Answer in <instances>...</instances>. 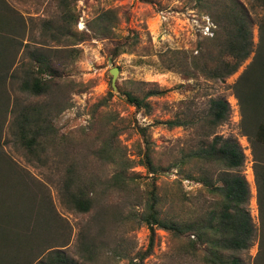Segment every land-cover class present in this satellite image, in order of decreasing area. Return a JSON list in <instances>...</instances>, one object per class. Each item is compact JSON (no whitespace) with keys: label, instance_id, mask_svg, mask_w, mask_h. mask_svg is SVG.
I'll return each instance as SVG.
<instances>
[{"label":"rangeland","instance_id":"374dc122","mask_svg":"<svg viewBox=\"0 0 264 264\" xmlns=\"http://www.w3.org/2000/svg\"><path fill=\"white\" fill-rule=\"evenodd\" d=\"M6 1L24 18L34 46L48 41L52 47H65L42 35L45 22L60 20L63 14L59 0ZM73 1L78 16L73 30L89 35L70 46L78 50L77 58H67L66 66L60 68L51 106L57 133L42 157L46 165L28 159L14 141L11 122L5 130L7 152L28 172L35 192L51 203L54 215L47 236L56 245L45 247L47 242H43L37 252L41 255L32 264H40L55 249L78 264H203V254L192 255L186 238H176L159 226H155L151 250L152 232L143 216L154 203L161 219L194 221V215L204 212L216 198L205 183L211 178L218 182L219 167L188 156L205 129L200 130L201 123L177 127L166 123L177 118L198 122L213 99L226 100L231 110L211 138L220 135L238 141L245 156L241 172L250 189L247 207L255 233L250 247L235 254L243 264H260L264 227L254 170L256 157L264 158V147L255 152L244 134L233 86L260 43L264 8L254 0H238L249 14L253 51L235 73L212 79L187 77L168 67L173 52L194 56L215 34L205 1ZM110 9L116 11V17L110 16L112 22L108 19L104 24L109 22L112 29L106 36L96 37L92 28L102 25L96 18ZM24 54L20 53L16 63L19 76ZM113 68L119 69L116 88L110 72ZM150 90L160 93L149 96ZM126 92L145 99L146 105L137 108L129 103ZM68 176L73 177V191L86 188L94 201L90 211L80 212L69 205L62 190ZM13 222L18 221L14 218Z\"/></svg>","mask_w":264,"mask_h":264},{"label":"trees","instance_id":"16d2710c","mask_svg":"<svg viewBox=\"0 0 264 264\" xmlns=\"http://www.w3.org/2000/svg\"><path fill=\"white\" fill-rule=\"evenodd\" d=\"M203 1L207 3L216 26L215 34L194 56L173 52L168 67L187 77L225 79L235 73L253 51L251 21L247 9L238 0ZM254 1L264 8V0ZM73 4V0H59L63 12L60 20H48L44 24V37L48 36L58 45L64 43V48H56L48 41L34 46L32 37L27 35L24 18L6 0H0V264H32L41 255L37 252L43 242H47L45 247L56 245L47 236L52 230L54 217L51 203L38 196L28 172L7 152L5 130L11 122L14 141L26 151L28 159L46 165L47 160L42 157L48 148L51 149L49 144L55 142L57 133L51 106L58 91L60 68L66 66L67 58L72 61L77 58L78 50L70 46L89 35L73 30L78 20ZM113 15L116 17V11L110 9L96 18L102 23L98 28H92L96 37L106 36L112 29L109 22L104 23L108 19L112 22L110 16ZM63 37L68 40L62 41ZM21 52L25 53V62L19 76L16 63ZM233 90L242 111V130L251 139L256 152L257 147H264V21L260 24V43L254 58ZM159 93L150 90L148 95ZM126 96L128 102L137 108L146 105L145 99L131 92H126ZM45 97L46 100H42ZM230 110L226 100L213 99L208 112L198 122L178 118L166 122L170 127L201 123L200 130L204 128L205 131L198 134L197 145L188 156L204 165H217L220 172L218 182L211 178L205 183L216 198L201 212L204 214L194 215V221L180 223L161 219L155 204H150L143 221L152 232L151 250L155 226H159L172 232L176 238H186L192 255L203 254V264H243L235 252L248 249L255 233L247 207L249 184L241 172L245 156L235 138L220 135L211 138L216 128L227 120ZM150 161L148 159L149 166H152ZM254 171L264 227V158L256 157ZM72 183V176L65 177L62 188L69 205L80 212L90 211L94 201L86 188L79 186L73 191ZM14 218L17 223L13 222ZM259 263L264 264V255ZM40 264L78 263L60 249H55Z\"/></svg>","mask_w":264,"mask_h":264},{"label":"water","instance_id":"95a60500","mask_svg":"<svg viewBox=\"0 0 264 264\" xmlns=\"http://www.w3.org/2000/svg\"><path fill=\"white\" fill-rule=\"evenodd\" d=\"M118 71L119 69L118 68H113L111 69V74H112V77H113V87L116 88V77H117V74H118Z\"/></svg>","mask_w":264,"mask_h":264},{"label":"built area","instance_id":"2783aa9c","mask_svg":"<svg viewBox=\"0 0 264 264\" xmlns=\"http://www.w3.org/2000/svg\"><path fill=\"white\" fill-rule=\"evenodd\" d=\"M208 29H210V28H208Z\"/></svg>","mask_w":264,"mask_h":264}]
</instances>
